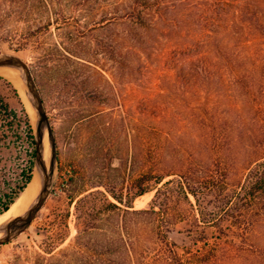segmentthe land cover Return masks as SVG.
Listing matches in <instances>:
<instances>
[{"label": "rangeland", "instance_id": "374dc122", "mask_svg": "<svg viewBox=\"0 0 264 264\" xmlns=\"http://www.w3.org/2000/svg\"><path fill=\"white\" fill-rule=\"evenodd\" d=\"M9 55L31 70L56 157L42 207L0 245V264H264L261 206L197 225L184 204L143 212L155 188L134 195L146 164L201 165L232 192L264 161V0H0ZM13 66L27 107L1 74L0 94L32 126L36 100Z\"/></svg>", "mask_w": 264, "mask_h": 264}, {"label": "trees", "instance_id": "16d2710c", "mask_svg": "<svg viewBox=\"0 0 264 264\" xmlns=\"http://www.w3.org/2000/svg\"><path fill=\"white\" fill-rule=\"evenodd\" d=\"M131 12L135 13L137 19L140 17L137 9ZM148 138V135H144L143 141H147ZM190 140L193 143L196 141L194 137ZM0 149L9 153L8 158L0 156V214H2L31 181L36 147L35 135L26 111L22 107H11L1 94ZM192 154L197 158L195 151ZM156 168L146 164L135 181L137 187L135 196L155 188L152 204L143 212L161 211L169 215L171 209L177 210L180 204H184L192 211L194 220L199 225L211 222L209 217L224 206L238 211L259 210L260 206L261 210L264 209V161L251 167L244 181L232 192L225 189V181L220 179V174L215 172L207 174L201 165L183 163L175 171ZM166 177L168 178L165 179ZM107 192L115 201L122 202L121 192L120 194L114 190ZM86 195L80 197L79 202L86 199ZM102 196L108 208H112L113 211L119 209L116 202L110 200L106 194L102 193ZM125 205L131 207L129 203ZM156 207L158 211L155 210ZM113 214L115 212L111 213Z\"/></svg>", "mask_w": 264, "mask_h": 264}, {"label": "water", "instance_id": "95a60500", "mask_svg": "<svg viewBox=\"0 0 264 264\" xmlns=\"http://www.w3.org/2000/svg\"><path fill=\"white\" fill-rule=\"evenodd\" d=\"M5 65H20L23 67L25 71V75L27 78V85L29 87V90L31 91L32 95L34 96L36 100V110H37V127H36V138H35V146H36V157L35 161L37 165L41 166L42 164V151H41V145H42V133H41V126L45 123L47 125V130L49 133V137L51 140V152H52V162L55 161L56 157V145L55 141L52 136V128L50 126L46 110L44 107V103L40 94V91L36 87V83L34 80V77L31 73V70L29 66L22 61L19 57L9 55L5 57H0V66ZM53 169L51 168V172ZM51 174V173H50ZM49 177V176H48ZM48 177H44L41 183V189L38 194V197L36 201L27 209L25 213L22 215L14 217L9 223L4 227L5 229V235L0 238V245L5 243L8 239H10L12 233L17 230H22L23 228L27 227L39 209L42 207L47 195H48Z\"/></svg>", "mask_w": 264, "mask_h": 264}, {"label": "bare ground", "instance_id": "6f19581e", "mask_svg": "<svg viewBox=\"0 0 264 264\" xmlns=\"http://www.w3.org/2000/svg\"><path fill=\"white\" fill-rule=\"evenodd\" d=\"M0 74L4 77H6L9 81H11V83L14 84V86L20 91L24 104L27 107V100L25 96V92H24V88H23V79H22V71L13 65H5V66H0ZM19 93V94H20ZM29 98V97H28ZM33 106V110H34V117L32 116L31 113V122H32V126L33 128L36 130L37 127V113L35 110V106L32 103ZM30 109V108H29ZM28 110V108H27ZM29 111V110H28ZM31 112V111H30ZM36 120V122H35ZM44 129V130H43ZM44 131V132H43ZM47 125L44 123L41 126V133H42V145H41V153H42V164L41 166L37 165L36 166V172H35V176L34 179L31 183H29V185L25 188V190H23L21 192V194L18 196L17 200L11 204V206L0 215V228H3L5 226V223L9 220V218L11 217H16L21 215V213H23V209L25 208V205L27 203V198L30 195L31 191H35L34 186L36 187V191H40V185L42 183L43 178L48 177V181L51 180V178L54 175V162H52V169L53 171L50 174V170H51V157H52V152H50L49 154V150L51 149V140H50V144L48 143V141H46L47 139L45 138L47 135H49V133L47 132ZM50 138V137H49ZM49 145H50V149H49ZM32 201V200H31Z\"/></svg>", "mask_w": 264, "mask_h": 264}]
</instances>
